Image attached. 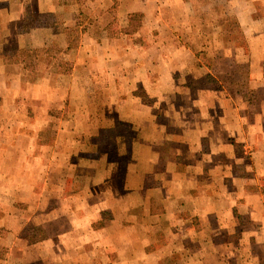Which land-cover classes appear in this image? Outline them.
Segmentation results:
<instances>
[{"label":"crops","instance_id":"obj_1","mask_svg":"<svg viewBox=\"0 0 264 264\" xmlns=\"http://www.w3.org/2000/svg\"><path fill=\"white\" fill-rule=\"evenodd\" d=\"M189 1L199 0H0V115L34 114L0 134V264H264V98L252 120L244 110L235 120L242 93L187 86L205 68L196 56L205 41L193 50L175 36L192 16ZM235 1L247 86L259 92L264 0L228 5ZM132 12L144 26L133 32ZM162 33L176 40L164 43ZM170 46L193 56L188 76ZM221 46L228 55L231 46ZM70 53V70L46 69L24 84L30 63ZM99 81L107 85L96 90ZM203 92L218 100L206 123L195 102ZM93 98L110 120L96 115ZM232 136L243 155H234Z\"/></svg>","mask_w":264,"mask_h":264},{"label":"rangeland","instance_id":"obj_2","mask_svg":"<svg viewBox=\"0 0 264 264\" xmlns=\"http://www.w3.org/2000/svg\"><path fill=\"white\" fill-rule=\"evenodd\" d=\"M229 0H199V1H189L186 4L187 12L191 14L192 16L189 17L184 21V23L180 25H176L175 27V36L178 34V39L182 42L186 41L189 47L193 50H195V47L198 49V45L200 42H204L203 49H201L199 52L196 53V56L199 57L200 61H203L205 64V68L203 71H201V75L197 78L192 80V82H186L188 87L194 88V87H201L202 89H209V87H216L222 90H225V92L228 94H240L242 93L244 96L243 98L238 97L234 98L235 106L237 107V117L241 115V113L244 112L249 116V119L252 120L254 117L253 111H257L261 108V103L264 98V87L258 92L257 89H251L249 88V85L247 86V63L244 59V55L248 54V50L245 49L247 46V39L245 38L239 24V20L237 19L236 15L241 11V6L236 1L233 2L230 6L228 5ZM109 2V1H107ZM230 11V13L225 12V9ZM90 11L91 8L89 7ZM179 7L177 5L175 6V10H170L169 13H173V15L176 17ZM111 10H117L116 5H112ZM87 11V10H85ZM98 11L95 10L94 13ZM86 13V12H85ZM240 15V14H239ZM129 27L127 29H130L132 32L134 30H138L140 27L143 26V13L141 12H132L129 14ZM254 19V18H253ZM260 24L259 22H256L255 25ZM155 25V24H154ZM156 27L153 28V35L157 36ZM129 30V31H130ZM132 32H130L129 36ZM68 36H70L74 41L77 39V35L74 31H70L67 33ZM95 37L99 36V33H94ZM135 35V40H140L144 42V36L137 34ZM117 36H120L119 33H117ZM79 37V35H78ZM81 37V35H80ZM79 40V38H78ZM173 40H176L173 38L172 35H168L167 33H162L161 41L164 43L172 42ZM189 41V42H188ZM227 45L230 47V52L228 55L225 53L227 50L223 49L221 45ZM232 48V49H231ZM234 50L235 54H240V57H232L231 52ZM168 55L172 58L177 59H184L188 62V68L185 71V75L188 76L190 73L189 67H194L195 64L193 62V56L189 53H179L176 49L173 48V46H170V49L166 51ZM61 54V53H60ZM44 59H42V62H37L34 65L36 68H33V63H30V68L27 73V76L24 77V84H28L29 78H33L34 76H37L41 74V72L45 71L46 69H50L48 71H55V69L61 70L63 72L70 70V65L73 63L74 55L70 53L68 55L69 60H67L65 57H58L57 61H51L49 63V57H45L42 55ZM53 62V63H52ZM198 62V61H197ZM54 64L53 66L51 65ZM68 64V65H67ZM32 65V66H31ZM60 66V67H56ZM31 70V71H30ZM189 70V72H188ZM181 73V71H179ZM182 83L181 81H175V83L171 82L170 84L175 86L180 85ZM106 83L99 81V83L95 84V89L97 90V86L104 85ZM107 85V84H106ZM218 86V87H217ZM141 88H138V90ZM75 90V89H74ZM93 88L90 87V91H92ZM76 91V90H75ZM103 100V98H101ZM199 105H200V114L198 115V120H200L202 123H206L205 119L210 117L209 114V103L218 102L217 98L213 99L211 95H207L206 93H202L200 97H197L195 99ZM1 101V99H0ZM77 101H82L81 99H76ZM174 101L176 104L180 102V98L175 97ZM21 102V101H19ZM91 102H93L91 105L92 108L96 107V115L100 118H107L111 119L112 115H106L101 112H99V108L97 109L98 102L101 103L99 98H93L91 99ZM183 102V100H182ZM231 103V102H230ZM245 104V105H244ZM249 104V105H248ZM0 105L3 106L5 109V106L0 103ZM25 105V103L23 104ZM77 108L82 104H74ZM95 105V106H94ZM7 107H12L11 105H7ZM20 108L22 105L19 106ZM25 107V106H23ZM11 109V108H10ZM29 111V110H28ZM26 111V112H28ZM21 109H18L17 113L9 114V115H0V134L5 133V124H8L12 121V119H16L17 122H28L33 119V112L30 111L27 114L26 112H23ZM37 112V111H36ZM219 113V109H218ZM187 116V113L185 114ZM217 116L219 119L221 117L220 113ZM65 114L64 117L65 118ZM60 117V115H59ZM169 119L171 120V115H166V117H162V119ZM196 118V117H195ZM264 119V117H263ZM224 120V119H223ZM66 119H62L61 122H65ZM76 121V122H75ZM68 122H71L70 118H68ZM75 127H77L73 132V139H79L81 135L83 134L80 128L81 125V119L80 118H73ZM45 125V124H44ZM118 132V131H117ZM43 137H45L47 140L50 138L51 130L46 127V125L43 128ZM219 134H215L214 136H218ZM106 142H108L107 134L104 135ZM232 138L233 148H234V155L240 156L243 155V149L241 148L240 144H236V139L234 136ZM207 145V144H206ZM201 147L202 149L208 148L207 146ZM101 148L108 150L110 155H112V152H110L111 145H104ZM221 149V146L219 147ZM247 163L246 166L250 168L249 160H245ZM244 163V162H243ZM158 168H160V163L158 165ZM90 171V177L92 176L93 168H89ZM116 185V184H115ZM17 204L24 205L23 201H18ZM19 205V206H20ZM28 234H31L33 237H36V231L33 230V228L29 227L27 229ZM0 254H3V248L0 247Z\"/></svg>","mask_w":264,"mask_h":264}]
</instances>
